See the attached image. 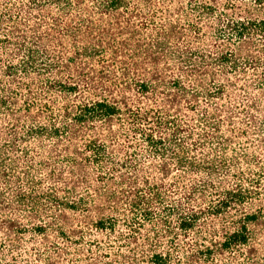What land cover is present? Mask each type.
Masks as SVG:
<instances>
[{"label":"trees","instance_id":"1","mask_svg":"<svg viewBox=\"0 0 264 264\" xmlns=\"http://www.w3.org/2000/svg\"><path fill=\"white\" fill-rule=\"evenodd\" d=\"M0 264H264V0H0Z\"/></svg>","mask_w":264,"mask_h":264}]
</instances>
